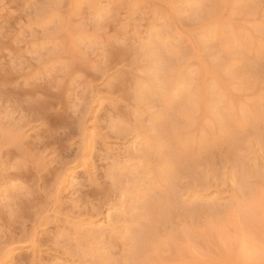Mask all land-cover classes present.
I'll use <instances>...</instances> for the list:
<instances>
[{
	"label": "rangeland",
	"instance_id": "374dc122",
	"mask_svg": "<svg viewBox=\"0 0 264 264\" xmlns=\"http://www.w3.org/2000/svg\"><path fill=\"white\" fill-rule=\"evenodd\" d=\"M0 264H264V0H0Z\"/></svg>",
	"mask_w": 264,
	"mask_h": 264
}]
</instances>
